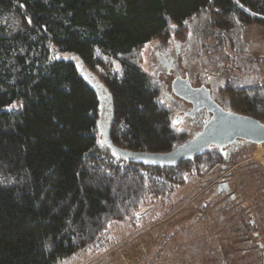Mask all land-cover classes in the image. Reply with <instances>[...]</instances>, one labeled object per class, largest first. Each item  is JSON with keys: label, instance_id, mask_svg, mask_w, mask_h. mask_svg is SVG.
I'll list each match as a JSON object with an SVG mask.
<instances>
[{"label": "trees", "instance_id": "obj_1", "mask_svg": "<svg viewBox=\"0 0 264 264\" xmlns=\"http://www.w3.org/2000/svg\"><path fill=\"white\" fill-rule=\"evenodd\" d=\"M250 26L264 33V0H0V264L86 261L138 228L144 211L165 213L189 179L253 145L228 156L210 147L174 166L115 154L169 152L205 123L196 118L190 134L174 128L142 65L155 39L189 37L217 100L264 122V38L245 40ZM256 167L264 174L250 166L251 184L262 179ZM255 188L240 200L252 235L264 181ZM258 256L240 264H263Z\"/></svg>", "mask_w": 264, "mask_h": 264}, {"label": "rangeland", "instance_id": "obj_2", "mask_svg": "<svg viewBox=\"0 0 264 264\" xmlns=\"http://www.w3.org/2000/svg\"><path fill=\"white\" fill-rule=\"evenodd\" d=\"M244 35H245L244 36L245 40H250V39L255 40V38H260V37L264 38V33H261L260 29H258L255 26L247 27L244 30ZM156 41H157L156 39L152 40L147 45H145L141 50V54L143 56L142 65L147 70L149 68L150 58L152 56L153 57L156 56L155 53ZM262 48H264V42L262 43ZM257 54H258L257 56H261V54L264 55V51L258 52ZM83 74L84 76L90 78V76L86 71L85 72L83 71ZM158 78L161 80L163 79L166 80L167 83H169V80L171 79L170 76L165 78L162 75H160ZM103 89L107 94L106 89L105 88ZM168 90L169 88L166 90L165 93L168 94ZM171 94H172L171 90H169V98ZM102 103L103 101H101V104ZM171 106L175 110L176 107L174 106V104ZM173 126L175 129H178V131L182 134H187L191 130L190 128L191 126L189 127V125L184 124L183 122H180V125H176L175 123H173ZM191 132L194 131L191 130ZM254 163L256 164L261 163L262 165H264V144L251 145L249 148L243 150L241 156L235 159L234 162L225 163L224 164L225 167H220V168L217 167L211 173H208L203 180H200V178L189 179L185 187L183 186L182 188L179 189L178 196H176L174 201L171 202V204L169 205L170 206L169 209H167L165 213H161L159 216H157L158 214L153 216L152 215L145 216L146 211H144L142 214V216H144L143 217L144 221L141 223V225L138 228L128 230V232L125 233L126 234L125 236L121 238L118 237L119 242L116 241L113 244L108 245V248H106L104 251L100 253L83 254V256L86 257V259H84L86 261H82V254H81L79 259L76 258L75 261L73 260L69 264H174L171 261H167L166 253L162 254L163 257L160 256L161 253L156 249V246L157 248L160 247V249L164 247V251H168V249H170L169 250L170 252L171 249L179 250L180 252L188 251V254L191 255V257H194L187 262L182 257L180 258L176 257V253L173 251V253H175L173 255L177 258L175 264H220L218 260H216L215 258H213V260L207 261L206 255L201 256L204 254L203 252L200 253L201 249H199V244L195 242V239L198 236L202 235L206 228L205 222L199 220L198 209L204 206L203 202L209 204V200L211 201V199H213L215 200V202L213 203L214 205L210 207L208 213L215 214L216 216L217 213L221 214L222 211L224 212L225 210L229 212L228 213L229 215L234 216L232 215L234 206L232 207V205L230 204L231 201L229 200V198L224 200L220 199L216 202L218 198V196L214 194L216 191L215 188L216 181L217 179L219 180L226 178L231 190L240 192L241 197L246 196L247 192L251 194V196H255L256 195L255 186L257 185V183H261V181H264V174H261L262 179L258 180L260 182L254 180L255 186L251 184V181L249 179L250 176L248 175V172L250 166L254 165ZM256 170L259 171L257 167ZM206 184L207 185L209 184V189L207 190V193L199 195L198 192L201 191ZM237 187L238 189H236ZM214 188L215 191L213 190ZM197 194L198 196L194 197ZM236 196L239 195L236 194ZM236 205H237L236 207H238L240 204H236ZM189 206L190 208H188ZM148 208L151 209L152 207L150 206ZM189 209H191V211ZM158 212L159 211L157 209L154 211V213H158ZM239 212L241 216V213L243 212L242 208L239 209ZM233 213H235L236 215L238 214L236 212ZM148 214L150 215V212ZM202 216L203 219L206 220L207 218L206 214L203 213ZM146 217L150 219L146 220ZM121 228L117 227L116 229H112L111 234L115 233L117 235H120ZM167 233L169 237L164 240L167 241V243L165 244V242H162V240L164 237H167ZM117 235L115 236L117 237ZM263 237L264 236H262V238ZM262 238L253 241L254 244L256 245L255 242L257 240H261L259 242L261 245H263ZM244 245L246 244L240 243V245L238 244L237 249L235 247L236 250L235 249L232 250L234 251L240 250ZM261 248L262 246H259L258 249ZM258 252L261 253V251ZM255 254L258 256L256 251ZM170 255L173 256L172 253ZM226 258L227 257L223 256V260L225 261V264H228L226 262ZM233 258H235V256H233ZM259 258L263 260V264H264V253ZM247 264H258V263L257 261H255Z\"/></svg>", "mask_w": 264, "mask_h": 264}, {"label": "flooded vegetation", "instance_id": "obj_3", "mask_svg": "<svg viewBox=\"0 0 264 264\" xmlns=\"http://www.w3.org/2000/svg\"><path fill=\"white\" fill-rule=\"evenodd\" d=\"M155 47L156 56L150 58L148 71L159 87L160 97L169 108L173 123L180 125V122H183L190 127L198 117L202 118L203 123L206 122L212 114L205 106V94L211 93V98L218 104H222L215 96L214 75L204 71L201 63L193 55V52L196 51L193 41L189 37L184 40L156 41ZM160 75L165 78L170 76L169 83L164 79H159ZM168 88L172 93L170 98L169 90L168 94L165 93ZM174 89L185 92L187 98L175 94ZM191 89H195V91H191ZM173 104L176 107L175 110L171 106ZM222 106L226 108L225 105ZM190 128L192 130V127ZM191 130L187 134L192 133ZM238 143L232 144L228 153L225 154L230 155Z\"/></svg>", "mask_w": 264, "mask_h": 264}, {"label": "crops", "instance_id": "obj_4", "mask_svg": "<svg viewBox=\"0 0 264 264\" xmlns=\"http://www.w3.org/2000/svg\"><path fill=\"white\" fill-rule=\"evenodd\" d=\"M254 165L256 166V163H254ZM254 165H251V166H254ZM221 167H225V165H222ZM215 169H213V170H215ZM258 169H259V171L258 170L257 171L260 172L261 174H263L261 168H258ZM212 171H210L209 173H211ZM206 175L201 177L200 180H203L206 177ZM219 180L217 179L215 188H217L219 184H226L229 189L226 190L224 186H221V189L219 191L217 189H216L217 191H215V188H214L213 189L215 191L214 194L218 196L216 202L220 199L224 200V199L229 198V200L231 201L230 204L232 205V207L234 206L233 212H236L238 214L236 215L235 213L232 212V215H234V216H231L228 214L229 212L224 210V212L222 211L221 214L217 213L218 216H217V214L215 216V214L208 213L210 207H212L214 205L213 203L215 202V200H213V199H211V201L209 200V204L203 202L204 206H202V208L198 209L199 210L198 217H199V220L205 222L206 228H205L203 234L198 236L195 239V242L199 244V249H201L200 253L203 252V254H204L201 256H205V255L207 256V258H206L207 261L213 260V258H215L216 260H218V262L220 264H225V261L223 260V256H225V257H227L226 262L228 264H240L243 261L244 257H246L248 260H251V259H254L256 256V254H255L256 250L250 249V248L253 245H255L253 241H255L256 239H261L262 236H264V218L263 219L261 218V217H264V215L262 213L259 215L254 208L252 209V211H254L256 213V215H257L256 218L258 220L257 225H255V229H257V232H256L257 234L252 235L250 230L254 229V227L250 229L245 224L243 225L241 222V216H240L239 209H241L242 206H241L240 200H242L243 202L244 201L248 202L249 198L257 197V195L251 196V194H249L247 192L246 196L241 197L240 192H236L234 190H231L226 178L219 179ZM213 185H214V183H213ZM253 185L255 186V183H253ZM208 189H209V184L208 185L206 184L205 187H203V189L198 192L199 195L206 194ZM236 189H238V187ZM235 192L239 196H236ZM197 196H198V194L194 197H197ZM236 204H240V205L238 207H236L237 206ZM188 208H190V206ZM189 210L191 211V209H189ZM210 212H211V210H210ZM203 213L206 214V216H207L206 220L203 219V216H202ZM251 225H253V224H251ZM241 228H242V230H241ZM247 231H249V232H247ZM259 241H261V240H258L255 243H257L259 246H262ZM262 241H263V243L262 242L261 243L264 245V237L262 238ZM240 243H244L246 245H244L240 250H237V251L232 250V249H235V247L237 249L238 244L240 245ZM159 246H161V245H159ZM158 249L161 253L160 256H162L163 253H166L167 261H171L174 264H175L176 259H177L176 257H178V258L182 257L187 262L190 259L194 258L188 254V251L180 252L179 250H175V249L172 250L171 249V252H170L169 251L170 249H168V251H164V247H162L161 249H160V247H158ZM173 251L176 253V257L173 255V254H175V253H173ZM171 253L173 256L170 255ZM234 253H236V254H234ZM257 254H258V252H257ZM233 256H235V258H233ZM228 260H229V262H228Z\"/></svg>", "mask_w": 264, "mask_h": 264}, {"label": "water", "instance_id": "obj_5", "mask_svg": "<svg viewBox=\"0 0 264 264\" xmlns=\"http://www.w3.org/2000/svg\"><path fill=\"white\" fill-rule=\"evenodd\" d=\"M174 91L178 96L187 98L185 92L175 89ZM210 95L211 93L205 94L204 100L212 116L198 133L184 143L166 153H127L124 150H116V156L127 161L142 162L148 165L174 166L182 160L195 157L210 147H217L222 153H228L229 147L236 142L264 144V122L246 114L232 112L215 102ZM106 142L111 146L108 138ZM221 186H224L226 190L229 189L226 184H219L216 189L219 191Z\"/></svg>", "mask_w": 264, "mask_h": 264}, {"label": "bare ground", "instance_id": "obj_6", "mask_svg": "<svg viewBox=\"0 0 264 264\" xmlns=\"http://www.w3.org/2000/svg\"><path fill=\"white\" fill-rule=\"evenodd\" d=\"M258 152V151H257ZM254 154H255V152H254ZM257 156V155H256Z\"/></svg>", "mask_w": 264, "mask_h": 264}]
</instances>
